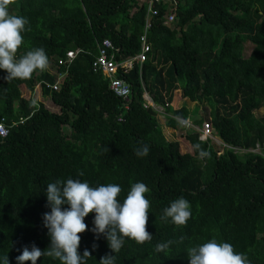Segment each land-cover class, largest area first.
I'll list each match as a JSON object with an SVG mask.
<instances>
[{
	"label": "trees",
	"instance_id": "1",
	"mask_svg": "<svg viewBox=\"0 0 264 264\" xmlns=\"http://www.w3.org/2000/svg\"><path fill=\"white\" fill-rule=\"evenodd\" d=\"M142 3L17 0L9 6L11 14L29 22L17 58L42 48L55 66L65 51L80 50L66 67H55L63 74L57 90L43 84L55 78L47 70L7 82V73L0 69V117L6 124L17 122L0 138V256L7 253L9 264H17L15 257L25 246H48L42 221L50 211L46 186L68 178L93 187L118 184L121 202L135 182L150 189L145 194L151 203L146 230L152 240L138 245L126 239L114 254L115 264H189L187 249L213 238L245 253L250 264H264V112L254 113L264 110V0H176L169 24L163 23L166 6L159 5L145 32L150 47L145 60L114 73L130 88L124 110L121 99L108 90L107 78L92 71L90 63L104 38L116 48L117 61L139 51ZM245 41L252 46L244 57ZM39 81L41 95L58 112L22 96L21 85L31 92ZM178 88H188L199 98L203 118L196 123L207 119L221 145L200 140L190 128L183 135L188 151L181 152L177 140L164 137L156 111L143 106L142 93L163 108L165 126L174 129L178 122L173 116L187 118L195 112L169 104ZM183 90L184 99L197 104ZM144 144L149 153L138 157L134 150ZM197 144L210 156L201 158ZM81 171L84 175L78 176ZM179 197L190 202L192 211L181 228L160 219L163 209ZM94 216L84 218L88 229L79 234L78 251L87 249L92 255L88 264L112 254L107 240L90 231ZM168 240L178 242L168 254L157 253L156 245ZM37 264L59 261L41 257Z\"/></svg>",
	"mask_w": 264,
	"mask_h": 264
},
{
	"label": "clouds",
	"instance_id": "2",
	"mask_svg": "<svg viewBox=\"0 0 264 264\" xmlns=\"http://www.w3.org/2000/svg\"><path fill=\"white\" fill-rule=\"evenodd\" d=\"M16 3L17 0H0V69L7 73L3 77L7 82L17 78L30 79L34 72H43L48 67V57L42 48L29 50L17 58V51L24 43L23 33L29 30L26 27L29 22L27 18L9 12V6ZM177 122L178 126L189 124L185 118ZM212 135L216 141L221 142L213 131ZM194 147L201 158L210 156L199 144ZM134 151L138 157H145L149 153V146L144 144ZM83 175L82 171L78 173V176ZM149 191L145 183L135 182L131 184L130 190L121 202L119 196L122 188L114 183L93 187L87 181L68 178L63 181L57 179L47 184L45 195L50 211L43 213L42 221L50 242L44 249L38 248L34 243L30 250L25 246L21 254L15 257L17 264H25L26 261L37 264L38 258L41 257H50L59 261V264H88L92 255L87 249L82 254L78 251L81 241L79 234L88 229L84 218L93 212L94 227L90 231L97 237L102 235L112 253L102 256L99 264H115L114 254L120 252L126 239L134 240L138 245L152 240V234L146 230L151 203L145 194ZM65 204L69 207L62 209L61 206ZM191 217L190 202L179 197L163 209L160 219L165 223L170 221L181 228L187 226ZM177 242L168 240L158 243L155 251L168 254L170 246ZM179 242H182V239ZM187 256L189 264H250L245 253L236 252L233 245L218 242L215 238L188 248ZM0 264H9L7 253L0 256Z\"/></svg>",
	"mask_w": 264,
	"mask_h": 264
},
{
	"label": "built area",
	"instance_id": "3",
	"mask_svg": "<svg viewBox=\"0 0 264 264\" xmlns=\"http://www.w3.org/2000/svg\"><path fill=\"white\" fill-rule=\"evenodd\" d=\"M145 5V16H144V23L142 27V33L139 36V51L131 57H126L122 60H115L114 59V51L116 50L115 47L111 44V42L104 38L96 45V54L94 55V58L91 60L90 67L92 71L99 70L103 76L107 78V88L110 90L116 97L120 98L122 101V108L125 110L128 108V101H129V95H130V88L127 82H125L123 79L119 77H115L114 73L118 68H130L133 61L142 62L146 58L147 52L150 50L149 44L146 41L145 38V32L147 31L150 22L149 18L153 15H156L158 12V6L164 5L166 6V11L162 15L163 17V23L169 24L172 22L174 18V10L176 6V0H140ZM80 50L78 48L74 50H67L65 51L64 57L58 58L56 60L55 66L62 65L66 67L72 58L75 57V55ZM49 61V58H48ZM58 77L54 78V80L51 83L44 82L43 84L46 87H50L53 90L58 89V81L59 78L63 76L62 73H57ZM40 82H37L36 86H40ZM142 98L144 99L143 106H151L155 111L161 112V107L153 104L151 101L149 95L146 92L142 93ZM118 120H121V117H117ZM175 119L178 121L179 119L183 118H177ZM187 120V119H186ZM188 121V120H187ZM21 122V120L18 121V123ZM17 123V122H16ZM16 123L6 124L5 119L3 117H0V138H3L8 133V129L11 125H14ZM180 125V124H179ZM181 126V125H180ZM185 128H190L194 131H198V138L200 140L202 139H209L210 142H214L216 144H220L221 142L216 141L213 138L212 135V128L208 121L202 120L199 127L195 126L193 122L189 121L188 126H181Z\"/></svg>",
	"mask_w": 264,
	"mask_h": 264
},
{
	"label": "rangeland",
	"instance_id": "4",
	"mask_svg": "<svg viewBox=\"0 0 264 264\" xmlns=\"http://www.w3.org/2000/svg\"><path fill=\"white\" fill-rule=\"evenodd\" d=\"M251 46H252V44L250 42H248V41H245V42L242 43V48H241L242 56L245 57V56L248 55V53H249V51L251 49ZM46 70L51 72V73H53L55 78L58 77L57 72H56V68L54 67L52 62L48 61V67H47ZM60 80H61V78H59V81H58L57 85H59ZM20 90H21L22 96L27 97V98L31 97V99L33 101H40L41 103H43V105L48 110L53 111V112H58V107L53 105L48 98L42 96L41 93H40L39 87H37L36 85L31 90V92L29 90H27L23 85L20 86ZM179 92H180L179 90L172 92L173 98H172L171 101L173 102V100H176V103H174V102L172 103L173 105H175V106H181L182 105V106H185L188 109H192V107L200 106L199 104H196V106L194 104L192 105L191 101H189L187 99H182L181 96L184 97V94L183 93H179ZM176 98H181V99H179V101H178ZM263 112H264L263 108H259L258 110L254 111L256 116H261L263 114ZM191 115H192V118H197L195 120L193 119V124L195 126L199 127V125L196 122H197V120L200 119V117L203 118L201 110L197 109L196 112L195 113L194 112L191 113ZM156 118H157L158 123L160 124L159 127H160L161 131H163L162 134L164 135V137L167 140H177L179 142V144H180L179 145V149H180L181 152L182 151H186V150L188 151L189 150L188 143L186 142V140L183 137L184 131L186 129H183L180 126H176V128L174 130L173 129H169V131L165 133L166 128L164 127L163 116H161L160 112H156ZM205 120H207V119H205ZM62 132L65 135H67L69 138H71V134H70L69 129H68L67 126H63L62 127ZM214 145L217 146L218 144L215 143Z\"/></svg>",
	"mask_w": 264,
	"mask_h": 264
},
{
	"label": "crops",
	"instance_id": "5",
	"mask_svg": "<svg viewBox=\"0 0 264 264\" xmlns=\"http://www.w3.org/2000/svg\"><path fill=\"white\" fill-rule=\"evenodd\" d=\"M178 90L180 91V90H183V89L178 88L177 90L175 89V90H173V91H178ZM183 91H185V94H186V95H190V94H192L193 97H195L196 99H198V101H197L196 103L199 104V105H201V102H200L199 98L195 96V94H194V92H193L192 90L186 88V90H183ZM179 93H182V92H179ZM172 98H173V94H172L171 100H172ZM181 98L184 99V97H182V96H181ZM181 98H176V99L179 101V99H181ZM174 99H175V98H174ZM171 100H170V103H169V104H170L173 108H177L178 106H175V105L172 104L173 102L176 103V100H173V102H172ZM191 102H192V101H191ZM192 105H193V103H192ZM194 105H196V104H194ZM199 107H200V106L192 107V109H189V110H190V111H194V110H195V112H196V110L199 109ZM195 112H194V113H195ZM160 113H161V116H163V124H164V127L166 128V130H165V133H166V132L169 131V129H172V128L165 126L164 112H160ZM193 115H194V114H193ZM185 119H187L188 121L193 122V119L195 120V119H197V118H192V115H191V113H190L189 116H188L187 118H185ZM158 124H159V123H158ZM159 125H160V124H159ZM177 126H178V125H177ZM174 129H175V128H174ZM174 129H173V130H174ZM161 132L163 133V131H161Z\"/></svg>",
	"mask_w": 264,
	"mask_h": 264
},
{
	"label": "bare ground",
	"instance_id": "6",
	"mask_svg": "<svg viewBox=\"0 0 264 264\" xmlns=\"http://www.w3.org/2000/svg\"><path fill=\"white\" fill-rule=\"evenodd\" d=\"M163 109V108H162ZM163 111V110H162Z\"/></svg>",
	"mask_w": 264,
	"mask_h": 264
}]
</instances>
